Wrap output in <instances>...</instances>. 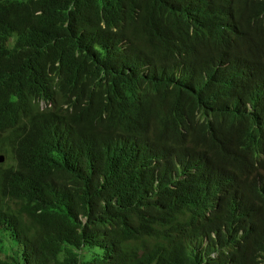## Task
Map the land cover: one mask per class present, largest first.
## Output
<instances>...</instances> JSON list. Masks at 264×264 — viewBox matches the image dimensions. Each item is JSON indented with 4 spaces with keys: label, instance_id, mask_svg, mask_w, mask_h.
<instances>
[{
    "label": "trees",
    "instance_id": "trees-1",
    "mask_svg": "<svg viewBox=\"0 0 264 264\" xmlns=\"http://www.w3.org/2000/svg\"><path fill=\"white\" fill-rule=\"evenodd\" d=\"M3 149L0 264H264V0H0Z\"/></svg>",
    "mask_w": 264,
    "mask_h": 264
},
{
    "label": "rangeland",
    "instance_id": "rangeland-1",
    "mask_svg": "<svg viewBox=\"0 0 264 264\" xmlns=\"http://www.w3.org/2000/svg\"><path fill=\"white\" fill-rule=\"evenodd\" d=\"M15 39H16V35L13 39L9 40L6 43V46L11 48L14 43H15ZM38 107H39V112L41 114H45L47 112H49L50 114V107H54V104H49L47 102H42V103H38ZM38 123V118H34L33 120H27L25 127L27 126V128H29V130L33 133V134H38L35 130V126ZM15 164V159H14V153L10 150L7 149H3L2 151H0V166L2 167H9L11 165ZM2 236V242L4 243V247L6 249L7 255L8 256H15L17 257L18 255L21 254V247L19 245H17L10 237H8L7 235H1ZM89 254H91L93 256V253L91 251H88Z\"/></svg>",
    "mask_w": 264,
    "mask_h": 264
}]
</instances>
